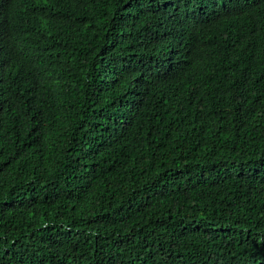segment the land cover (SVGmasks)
Instances as JSON below:
<instances>
[{"label":"trees","instance_id":"trees-1","mask_svg":"<svg viewBox=\"0 0 264 264\" xmlns=\"http://www.w3.org/2000/svg\"><path fill=\"white\" fill-rule=\"evenodd\" d=\"M0 264H264V0H0Z\"/></svg>","mask_w":264,"mask_h":264}]
</instances>
